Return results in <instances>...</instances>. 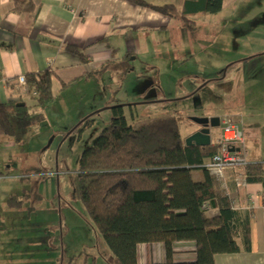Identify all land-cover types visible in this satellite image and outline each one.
I'll return each mask as SVG.
<instances>
[{"label":"crops","instance_id":"0c3cea01","mask_svg":"<svg viewBox=\"0 0 264 264\" xmlns=\"http://www.w3.org/2000/svg\"><path fill=\"white\" fill-rule=\"evenodd\" d=\"M30 1L35 5L32 12L27 10ZM143 1L155 6L175 5L178 9H182L183 13H188V18H182L181 15L175 18L169 17L158 10L137 5L129 0H18V2L0 0V103L12 101L25 103L31 112H42L44 120L48 111L53 110L55 106L58 110L62 109V112L65 108H77L76 125L79 128L83 126L84 144H90L89 146L110 124L111 112L108 108L115 103L126 105L128 122L134 127L157 119L176 117L169 115L166 111L167 105L161 107L159 101H147L132 107L130 105L134 104L133 98L126 103L114 102L115 91L110 90L105 82L106 77L115 80L116 71L110 76L111 69L124 70L126 73L135 72L133 63L145 60L146 55L160 60L162 67L167 62L175 66L192 62L198 56L199 50L195 51L192 45L182 46L187 42L188 28L183 22H179L189 20L191 21L188 22L189 24H196L194 19H200L202 15L220 18L229 7L233 8L236 3L243 0H223V9L215 14L194 12L195 9L202 7L203 0ZM186 3H189V8ZM239 10L236 9L235 13L237 14ZM202 36L206 37L204 34ZM163 43H167L168 46H163ZM68 46L78 48L84 59L68 52L66 50ZM170 52L173 54L170 55ZM45 70L52 73V94L55 99L46 109H40L30 89L20 84L18 77L25 75L27 79L29 74H37ZM216 80L219 79H214ZM129 96L130 94L127 93L126 97ZM98 111L101 112L90 119V126H86V123L82 124L86 117ZM224 113L228 112L222 111L221 117L212 113L197 117L219 118L220 123L219 126L210 127L211 145L199 148L219 145L223 127L230 121L239 127L244 138L243 144L231 150L241 152L248 163H264V113L250 115L239 113L233 116ZM192 118L194 124L189 127L185 135L180 129L185 147H198L187 146L185 143L190 135L200 129ZM44 120L30 126L25 139L20 143L6 136L0 129V173L13 167L18 169L15 154L17 157L19 144L24 143L32 127L41 125ZM65 123L64 130L73 132L72 123L67 119ZM43 126L45 124L38 127L36 132L43 133L41 131ZM218 127L219 129H216ZM211 158L206 157L200 166L191 167L192 180L196 183L204 182V170L209 171L216 181L217 190L230 199L240 224L248 223L250 226L251 235L250 251L217 255L216 264H264V171L255 176L254 182L248 181L243 166L226 167L223 176L219 177L205 166ZM2 179L3 177H0V205L9 194L13 193L7 194L3 191L6 183L9 179L16 178ZM11 196H16L18 199L16 194ZM22 202L21 206H9L7 200V211L12 216L15 212L22 211L24 201ZM219 215L220 211L217 208L208 210L210 218ZM239 244L243 247L242 236L239 237ZM14 247H18L17 244ZM194 247L196 249V244L191 241L176 242L174 262L195 261L197 250L195 251ZM166 260L164 243H144L138 246L139 264H163Z\"/></svg>","mask_w":264,"mask_h":264},{"label":"rangeland","instance_id":"374dc122","mask_svg":"<svg viewBox=\"0 0 264 264\" xmlns=\"http://www.w3.org/2000/svg\"><path fill=\"white\" fill-rule=\"evenodd\" d=\"M194 20L196 24L179 22L188 28L187 42L180 45H192L198 56L162 67L160 60L146 55L133 63L135 72L111 69L115 80L106 77L105 82L115 91L114 102L159 101L178 118L183 135L194 124L192 117H221L225 110L227 116L264 113V0H243L220 18L202 15ZM77 111L62 112L56 106L48 111L43 133L36 132L42 124L32 127L19 144L18 169L0 173L2 180L16 178L6 183L3 191L13 193L0 205V264H117L71 186L83 152L94 144H84ZM66 119L73 132L64 130ZM12 194L24 201V209L13 216L6 208Z\"/></svg>","mask_w":264,"mask_h":264},{"label":"trees","instance_id":"16d2710c","mask_svg":"<svg viewBox=\"0 0 264 264\" xmlns=\"http://www.w3.org/2000/svg\"><path fill=\"white\" fill-rule=\"evenodd\" d=\"M129 1L169 17L188 18V13L175 5ZM201 5L194 12L215 14L223 9V0H203ZM34 6L30 1L27 10L34 11ZM186 6L189 8V3ZM66 50L84 59L78 48L68 46ZM25 85L40 109L53 103L49 70L29 74ZM21 103H0V129L18 143L25 139L30 126L44 120L42 112H31L27 106H18ZM125 107L115 103L108 108L110 124L83 152L79 170L71 179L75 196L117 264H139L138 246L144 243H164L167 260L163 264H216L217 255L250 251V226L240 224L230 199L217 190L214 177L205 169L204 182L196 183L191 178V167L200 166L206 157L218 154L221 147H185L176 117L134 127L128 122ZM100 112L86 117L82 124L90 126V119ZM244 169L248 181L254 182L255 176L264 171V163H248ZM22 203L16 196L8 199L9 206ZM212 208L220 211L219 217L208 216ZM241 236L243 247L239 244ZM1 241L0 230V246ZM183 241L196 244V260L175 263L174 244Z\"/></svg>","mask_w":264,"mask_h":264},{"label":"built area","instance_id":"2783aa9c","mask_svg":"<svg viewBox=\"0 0 264 264\" xmlns=\"http://www.w3.org/2000/svg\"><path fill=\"white\" fill-rule=\"evenodd\" d=\"M18 81L20 84L25 85V75L19 76ZM27 89L29 90L28 87ZM36 94V92L33 93V95ZM243 142V133L239 127L230 121L226 122L222 130L221 139L219 140L221 152L212 156L211 161L205 166L219 177L223 176L226 167H245L248 164L246 157L241 152L234 151ZM232 148L234 150H231ZM194 250L196 251L195 247Z\"/></svg>","mask_w":264,"mask_h":264},{"label":"water","instance_id":"95a60500","mask_svg":"<svg viewBox=\"0 0 264 264\" xmlns=\"http://www.w3.org/2000/svg\"><path fill=\"white\" fill-rule=\"evenodd\" d=\"M18 106H25V103H22ZM196 122L200 129L190 135L185 143L187 146H198V147H207L211 145V135L210 127L219 126V118H192Z\"/></svg>","mask_w":264,"mask_h":264}]
</instances>
